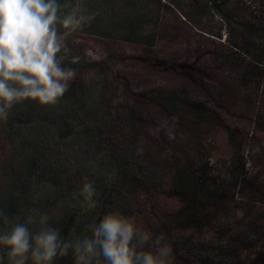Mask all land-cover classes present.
<instances>
[{"label": "trees", "instance_id": "16d2710c", "mask_svg": "<svg viewBox=\"0 0 264 264\" xmlns=\"http://www.w3.org/2000/svg\"><path fill=\"white\" fill-rule=\"evenodd\" d=\"M57 2L96 15L67 38L80 60L59 102L0 120V233L47 214L75 241L119 212L173 264H264V0Z\"/></svg>", "mask_w": 264, "mask_h": 264}, {"label": "clouds", "instance_id": "9594fccd", "mask_svg": "<svg viewBox=\"0 0 264 264\" xmlns=\"http://www.w3.org/2000/svg\"><path fill=\"white\" fill-rule=\"evenodd\" d=\"M57 0H0V120L7 121L14 104L26 100L40 105H55L69 90L76 77L73 68L62 66L71 57L66 41L71 32L95 18L73 11L59 15ZM66 31H61L60 29ZM174 137L169 133V139ZM142 149L137 150L141 154ZM81 195L86 210L97 207L96 189L85 182ZM47 214H40L39 228L29 230L35 222L16 223L8 232L0 233V245L7 249L10 264H53L55 258L71 254L75 264H173V249L160 234L153 238L135 217L119 212L109 213L98 224L88 227L91 236L75 241H62L58 229L48 226ZM7 222V217H5ZM150 245L153 251L143 250ZM30 253V255H29Z\"/></svg>", "mask_w": 264, "mask_h": 264}]
</instances>
